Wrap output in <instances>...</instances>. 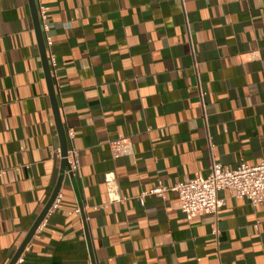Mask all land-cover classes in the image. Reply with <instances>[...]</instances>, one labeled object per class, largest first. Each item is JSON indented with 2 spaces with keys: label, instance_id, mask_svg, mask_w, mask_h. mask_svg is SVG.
<instances>
[{
  "label": "crops",
  "instance_id": "0c3cea01",
  "mask_svg": "<svg viewBox=\"0 0 264 264\" xmlns=\"http://www.w3.org/2000/svg\"><path fill=\"white\" fill-rule=\"evenodd\" d=\"M40 2L79 169L18 264H264V206L221 190L216 217L187 221L173 190L213 162L264 160V0ZM120 138L133 153L114 159ZM60 162L28 0H0V264L47 204Z\"/></svg>",
  "mask_w": 264,
  "mask_h": 264
},
{
  "label": "built area",
  "instance_id": "2783aa9c",
  "mask_svg": "<svg viewBox=\"0 0 264 264\" xmlns=\"http://www.w3.org/2000/svg\"><path fill=\"white\" fill-rule=\"evenodd\" d=\"M40 1L35 0V3L44 46L51 64L54 65L53 56L50 53L52 39L49 35L47 14ZM67 136L69 140L73 138L71 132H68ZM109 145L111 156L114 159L133 153L132 144L128 138L113 140ZM66 159L69 170H66L65 174L78 172L77 153L74 149H67ZM105 181L108 190H110L111 180L106 179ZM173 190L178 194V200L174 206L183 213L187 221L205 214L216 217L223 205V201L218 198V192L221 190L228 191L230 196L235 199L246 200L252 205L264 206V160L254 165L242 162L234 169H228L217 162H213L206 177L195 176L188 181L179 182ZM163 191V188H155L148 194L161 196ZM59 197L58 193L51 208L55 206ZM75 213L79 214L80 210L76 208ZM254 227L257 229L258 225L256 224ZM20 261L19 257L15 264Z\"/></svg>",
  "mask_w": 264,
  "mask_h": 264
},
{
  "label": "water",
  "instance_id": "95a60500",
  "mask_svg": "<svg viewBox=\"0 0 264 264\" xmlns=\"http://www.w3.org/2000/svg\"><path fill=\"white\" fill-rule=\"evenodd\" d=\"M28 3H29V9H30V13H31L32 22H33L34 32H35V36H36V41H37V45H38V49H39V53H40V58H41V62H42V68H43V72H44V76H45V81L47 84V89H48V94H49L50 103H51V107H52V112H53L54 120H55V124H56L57 134H58V138H59V142H60L61 162H60V170H59L60 175L58 177L55 188H54L47 204L45 205V207L41 211L38 218L35 220L34 224L32 225L29 232L25 236L24 240L22 241V243L20 244V246L16 250V252L13 255L12 259L10 260L9 264H15L16 261L18 260V258L21 256L25 246L28 244L31 237L34 235L35 231L37 230V228L39 227V225L43 221L44 217L46 216V214L50 210L53 202L55 201V199L59 193L63 176H64L66 170H69L68 162L66 159V151H67L68 147H67V140H66V135H65V128H64L62 121H61V118H60V112H59L58 102H57V98H56V91H55L54 84H53L51 69H50L49 61H48V56H47L46 49L44 46L43 34L41 31L40 21L38 18L37 7H36L35 0H28ZM68 175L70 177L73 176V174H71V173H68ZM85 233H86V231H85ZM91 261H92V264H95L94 259L92 257H91Z\"/></svg>",
  "mask_w": 264,
  "mask_h": 264
}]
</instances>
